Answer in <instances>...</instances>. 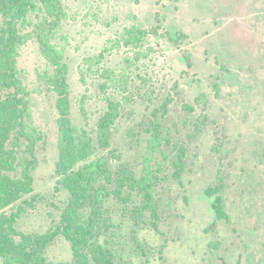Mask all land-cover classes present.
Returning <instances> with one entry per match:
<instances>
[{"label":"rangeland","instance_id":"1","mask_svg":"<svg viewBox=\"0 0 264 264\" xmlns=\"http://www.w3.org/2000/svg\"><path fill=\"white\" fill-rule=\"evenodd\" d=\"M61 1L67 19L56 44L69 66L74 123L86 124L82 103L91 126L108 98L118 100L111 148L159 183V232L135 226L140 195L126 210L114 200L106 205L114 226L109 244L126 260L121 263L264 264V0ZM132 25L159 27L127 46L123 30ZM178 32L186 36L175 43L170 37ZM17 65L32 90L30 122L44 142L36 148L33 191L5 211L21 204L16 229L38 234L55 228L68 198L55 188L56 96L40 79L44 62L35 41L22 46ZM104 70L111 75L102 88ZM179 146L186 153L177 181ZM213 186L222 188L228 221L216 218L205 193ZM137 243L147 249L144 256ZM45 256L70 260L69 242L56 237Z\"/></svg>","mask_w":264,"mask_h":264},{"label":"trees","instance_id":"2","mask_svg":"<svg viewBox=\"0 0 264 264\" xmlns=\"http://www.w3.org/2000/svg\"><path fill=\"white\" fill-rule=\"evenodd\" d=\"M66 19L61 0H0V259L3 264H122L126 260L109 244L108 234L114 227L106 210L109 200L126 210L133 196L140 195V203L133 211L141 218H137L139 223H134L135 226L141 223L159 232L161 214L156 175L146 170L137 174L111 148L121 103L108 98L106 109L89 126L81 102L80 110L87 125H78L72 119L69 66L56 44L57 31ZM158 27L127 26L123 30V44H140L147 35H156ZM185 36L178 32L170 40L178 43ZM32 40L44 62L40 79L47 92L56 96L55 188L68 193L55 228L38 234L16 229L20 211L24 209L21 204L16 211H5L33 191L32 171L38 162L36 148L40 141L44 142L42 133L30 122L28 97L32 90L27 88L17 65L20 49ZM182 54L186 65L191 67L190 53L183 50ZM79 72L82 76V70ZM103 75H106L102 84L105 88L111 74L104 70ZM153 129L156 130V125ZM155 136L153 133L154 140ZM185 153L186 149L179 146L173 165L174 180L180 181L184 172ZM221 189L207 187L205 193L211 197L216 218L228 221L222 207ZM27 201L23 203H32ZM58 236L70 244L68 261H52L45 256ZM137 246L144 256L147 249L141 243Z\"/></svg>","mask_w":264,"mask_h":264}]
</instances>
